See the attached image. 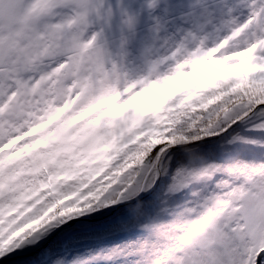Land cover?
Instances as JSON below:
<instances>
[{
	"label": "snow or ice",
	"instance_id": "obj_1",
	"mask_svg": "<svg viewBox=\"0 0 264 264\" xmlns=\"http://www.w3.org/2000/svg\"><path fill=\"white\" fill-rule=\"evenodd\" d=\"M2 264H264V0H0Z\"/></svg>",
	"mask_w": 264,
	"mask_h": 264
},
{
	"label": "water",
	"instance_id": "obj_2",
	"mask_svg": "<svg viewBox=\"0 0 264 264\" xmlns=\"http://www.w3.org/2000/svg\"><path fill=\"white\" fill-rule=\"evenodd\" d=\"M0 264H2V262H0Z\"/></svg>",
	"mask_w": 264,
	"mask_h": 264
}]
</instances>
